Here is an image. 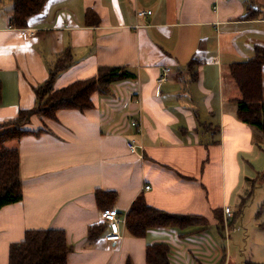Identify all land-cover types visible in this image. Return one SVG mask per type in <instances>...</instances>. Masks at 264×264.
I'll return each mask as SVG.
<instances>
[{"label":"crops","instance_id":"crops-1","mask_svg":"<svg viewBox=\"0 0 264 264\" xmlns=\"http://www.w3.org/2000/svg\"><path fill=\"white\" fill-rule=\"evenodd\" d=\"M13 13V0H0V125L35 107V88L59 58L69 64L54 88L108 67L132 76L93 92L83 110L34 113L28 133L6 142L19 151L22 198L0 208V264L41 228L66 232L67 264H152L154 244L167 247L168 264L264 263V64L261 125L242 119L229 72L264 50V0H44L22 27ZM98 189L117 193L109 208L126 218L119 241L105 238ZM141 194L190 221L131 234L127 212ZM253 196L247 222L262 232L239 262L233 236L246 229ZM92 226L101 228L89 238Z\"/></svg>","mask_w":264,"mask_h":264},{"label":"trees","instance_id":"trees-1","mask_svg":"<svg viewBox=\"0 0 264 264\" xmlns=\"http://www.w3.org/2000/svg\"><path fill=\"white\" fill-rule=\"evenodd\" d=\"M44 0H13L14 13L12 22L16 26H24L27 18L36 12ZM69 64V59L59 58L53 71L44 83L35 88L37 103L34 108L21 110L8 123L0 125V208L17 202L22 198L20 176V155L16 148L8 147L6 142L18 138L28 130L22 128L31 115L40 113L54 117L59 109L73 108L83 110L92 105L91 95L96 90H107L108 85L116 80L131 77L124 67H108L100 69L98 74L89 79L76 80L61 88H54L53 82L58 71ZM264 64V50L259 49L255 57L246 62H235L229 68L231 77L238 84L242 98L239 110L242 119L261 125V68ZM6 125L8 127H6ZM3 126V128H2ZM102 210L111 207L117 193L114 190L98 189L95 192ZM191 216H183L166 212L149 205L144 195L137 196L127 212L126 225L129 232L142 236L151 227L182 225L190 221ZM98 227H90L89 238L98 235ZM71 251L66 232L57 228L29 229L24 238L9 247V264H67V255ZM147 260L152 264H168V250L164 244H154L147 248ZM127 264H131L127 262ZM260 264V263H248ZM264 264V263H261Z\"/></svg>","mask_w":264,"mask_h":264},{"label":"built area","instance_id":"built-area-1","mask_svg":"<svg viewBox=\"0 0 264 264\" xmlns=\"http://www.w3.org/2000/svg\"><path fill=\"white\" fill-rule=\"evenodd\" d=\"M137 13L140 16H145L147 14H150L151 10H140ZM168 70H169L168 68H165L164 71L161 73V75L159 77L160 81L165 79V76L168 73L167 72ZM131 124L133 126H136L137 125L136 120H132ZM127 145L129 147V149H131L132 151H135L137 149L138 144L135 141V139H131V140L127 141ZM148 187L149 186H147V188ZM223 209H224L226 221H230L231 216H232L231 209L229 207H225ZM100 216H101V219H103L106 222H109L111 225V230L105 236V238L108 241H113V242L119 241L121 239L122 235H121V232H120L118 227L121 223H124V221L126 219L125 215L122 216L116 208H104L103 210H101Z\"/></svg>","mask_w":264,"mask_h":264},{"label":"rangeland","instance_id":"rangeland-1","mask_svg":"<svg viewBox=\"0 0 264 264\" xmlns=\"http://www.w3.org/2000/svg\"><path fill=\"white\" fill-rule=\"evenodd\" d=\"M9 124H11V123H8V125ZM9 126H11V125H9ZM6 127H8V126L6 125ZM2 128H3V126H2ZM8 128H10V127H8ZM255 196H253V198L249 200L248 207H246V216H245V220H246L245 221V223H246L245 227H246V229L243 231H240L242 233H237V234H234V236H233V237H236V239L234 240V238H233V240L236 243L241 244L242 250H241L240 255H239V262H242L243 260L245 261L248 258H251V257H249V252L251 251L252 247L257 248V246L259 244V241L257 239L252 241V236L256 237L255 236L256 233L262 232L261 230H254L253 225H251V223L247 222L248 221L247 216L249 215L252 217V214H253V213L252 214L249 213V211H250V205H251V203H253ZM251 209H253V208H251ZM250 221H251V219H250ZM237 227H238V225H237Z\"/></svg>","mask_w":264,"mask_h":264}]
</instances>
